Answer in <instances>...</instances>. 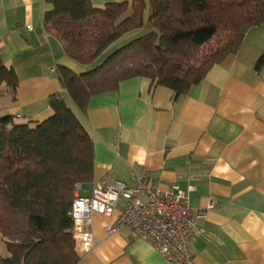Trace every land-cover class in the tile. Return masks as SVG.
<instances>
[{"label": "crops", "instance_id": "0c3cea01", "mask_svg": "<svg viewBox=\"0 0 264 264\" xmlns=\"http://www.w3.org/2000/svg\"><path fill=\"white\" fill-rule=\"evenodd\" d=\"M45 8L44 0H0V64L18 79L15 99L6 92L0 109L21 120L49 116L53 94L69 102L58 65L86 69L45 33ZM261 54L264 24L250 28L239 49L185 94L136 76L90 97L79 114L93 139V182L131 184L133 173L144 170L149 187H196L190 203L203 232L189 241L194 264H264V64L255 68ZM86 187L79 193L88 194L92 184ZM118 212L92 214V246L83 251L76 245L77 264H168L135 231L105 232Z\"/></svg>", "mask_w": 264, "mask_h": 264}, {"label": "trees", "instance_id": "16d2710c", "mask_svg": "<svg viewBox=\"0 0 264 264\" xmlns=\"http://www.w3.org/2000/svg\"><path fill=\"white\" fill-rule=\"evenodd\" d=\"M42 26L81 72L58 65L69 102L48 98L42 120L0 116V264H77L70 215L75 186L93 184V139L79 114L90 97L141 76L176 96L199 83L246 32L264 24V0H44ZM138 35L98 57L120 38ZM264 64L261 54L255 68ZM15 99L17 76L0 64V87ZM81 188V189H82ZM81 191V190H80ZM88 195V194H81Z\"/></svg>", "mask_w": 264, "mask_h": 264}, {"label": "built area", "instance_id": "2783aa9c", "mask_svg": "<svg viewBox=\"0 0 264 264\" xmlns=\"http://www.w3.org/2000/svg\"><path fill=\"white\" fill-rule=\"evenodd\" d=\"M195 189L194 185L187 189L173 185L170 191L149 187L144 170L133 173L131 184L120 180L95 181L88 195H81V187L76 185L70 211L76 245L83 251L92 246L88 228L93 213L111 217L119 209L115 220L104 227L107 234L120 227L128 228L148 240L168 264H194L189 241L194 234L203 232L190 203Z\"/></svg>", "mask_w": 264, "mask_h": 264}, {"label": "rangeland", "instance_id": "374dc122", "mask_svg": "<svg viewBox=\"0 0 264 264\" xmlns=\"http://www.w3.org/2000/svg\"><path fill=\"white\" fill-rule=\"evenodd\" d=\"M152 29V27H151V25L150 24H147V25H145L141 30H139V32H135L134 34H132V35H130V36H125V37H123V38H120L118 41H116V42H114V43H112L99 57H98V59L96 60V62L94 63V65L95 64H97V63H99V62H101V60L107 55V54H109L111 51H113L114 49H116L117 47H119V46H121V45H123L124 43H126V42H128L130 39H132V38H134V37H136V36H138V35H141V34H143V33H146V32H148L149 30H151ZM4 91H5V87L2 85L1 87H0V97L4 94H6V92L4 93ZM10 94V93H9ZM11 95V94H10ZM0 103L1 104H3L4 103V101H3V99L2 98H0ZM2 114H4V110H1L0 109V116L2 115ZM82 190V189H81Z\"/></svg>", "mask_w": 264, "mask_h": 264}]
</instances>
